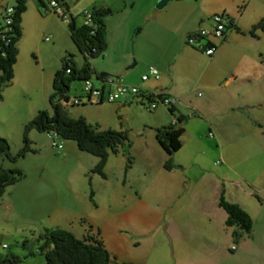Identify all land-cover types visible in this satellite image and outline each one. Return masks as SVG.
Returning <instances> with one entry per match:
<instances>
[{
  "label": "rangeland",
  "instance_id": "374dc122",
  "mask_svg": "<svg viewBox=\"0 0 264 264\" xmlns=\"http://www.w3.org/2000/svg\"><path fill=\"white\" fill-rule=\"evenodd\" d=\"M106 1L112 11L102 16L106 41L102 51L107 55L117 53L122 60L128 59L123 67L134 59L135 63L125 68L130 72V78L138 73L139 80V68L143 62L154 61L155 64L149 65H153L158 73L161 67L179 66L178 48H170V45L166 48L165 42L156 46L154 56H161L159 68L151 59L153 53L147 56L141 47L140 38L147 26L146 21L153 17V13H145L151 0ZM209 1L188 0L203 10L220 2L227 4L228 10L223 12L218 8L213 12L222 14L223 36L230 38L222 51H246L264 67V33L258 29L255 35L236 31L235 24L226 18L230 11L238 25L245 28L241 30L246 31L254 21L250 20L254 13L253 0H214L213 5ZM6 2L11 4L13 0ZM31 2L25 0L27 9L16 42L18 53L12 76L8 83L0 85V136L6 139L10 153H16L22 144L26 121L23 114L32 113L28 120L39 109L50 111L48 95L52 90V75L61 66L62 57L71 54L77 67L84 61L82 53L71 41L66 25L54 13L45 17V22L31 17ZM172 2L170 0L162 8L152 10H163ZM35 4L43 13L44 9ZM76 11L77 6L74 13ZM75 15V22H79L80 14ZM210 15L201 21L208 19L210 23ZM185 37L183 34L181 45L192 47L188 54L193 71L189 73L188 82H194L193 75L209 69L210 64L206 61L207 55L187 44ZM218 43L219 48L221 43ZM107 55L98 53L92 56L90 67L116 74L106 63ZM137 57L141 62H136ZM230 62L232 65L233 61H227ZM178 71L183 68L179 67ZM117 76L121 82L128 83L122 75ZM89 77L98 84L94 75ZM81 86V78L70 80L68 98L61 101L67 113L72 117L83 115L96 129H120L126 137L115 151L108 149L102 167L104 175L92 170L97 157L78 148L73 139L56 134L52 139L61 144L57 148L50 144L48 131L34 127L26 134L34 151L28 150L15 159L1 155L0 168H18L21 174L5 184L0 194V262L3 256L13 253L19 257L18 264H43V253L36 249V237L44 228L59 227L79 238L86 234L98 236L109 252V264H175L174 261L179 259L185 261L184 264H202V261L210 260L213 264H264V201L257 199V195L264 197V147L260 151L257 142L253 143L250 138L219 144L217 132L208 125V119L193 114L192 119L178 120L177 103L172 111L162 103L150 109L147 100L137 97L125 99L126 102L117 99L73 103L72 97L82 93ZM168 94L176 96L172 91ZM205 94L201 85H195L189 96L195 102ZM262 99L264 96L252 108L255 113L264 114ZM163 108L187 129L179 136V148L169 156L172 163H191L182 171L177 166L171 169L163 166L167 155L154 135L155 128L164 125L155 124L161 121L159 112ZM187 110V113L193 112V109ZM246 123L252 128L250 119ZM65 140L72 144V148L64 145ZM232 147H236V154H233ZM219 173L224 185L231 190H237L238 183L255 188L252 195L243 193L246 204L244 202L245 208H242L252 219L248 248L239 236L232 233L235 227L223 222L224 210L219 208L212 212L207 203L205 188L213 184ZM182 180L184 184H180ZM233 195L234 191L230 196L226 194V198L235 199ZM186 222H190V226ZM230 244L235 248H229ZM216 245L221 256L212 248ZM177 247L187 249L185 254L178 252Z\"/></svg>",
  "mask_w": 264,
  "mask_h": 264
},
{
  "label": "crops",
  "instance_id": "0c3cea01",
  "mask_svg": "<svg viewBox=\"0 0 264 264\" xmlns=\"http://www.w3.org/2000/svg\"><path fill=\"white\" fill-rule=\"evenodd\" d=\"M31 1V7H33L30 14L31 17L40 21L44 19L43 22H45V17L51 16V14L54 15L52 12L48 11H44L43 13L45 14H43L35 4L37 3L40 5L39 1ZM155 1L156 0H151V3H149L148 7L145 8V13L147 15L153 13V17H151V20L147 19L146 21L147 26H145V31L140 38V43L142 45L140 46L144 49L145 55L148 56L149 54V56H151V53H153L151 59L156 61V66H159V68L160 65L158 64H160L161 56L159 54L154 56L156 46H158L162 42H165L166 44H164V46L166 48L168 45H170V48H178V50L180 51L179 66L172 68L170 65H168L166 69H164V67H161L160 73H158V76L156 78L148 76L146 79L142 80L140 79V74L146 70L149 64H155L154 61L149 64L143 62L139 68L138 80V73L135 75V77L130 78V72L125 70L126 67H123V64L127 62L128 59L122 60L120 55L117 53L111 55L105 54L108 56L106 63L109 64V69L116 73L113 75L116 76L120 74L128 83L135 84L141 89L161 90L167 93L170 91L174 92L176 94V97L178 98V101L176 102L178 105V112L179 114L185 115L184 120L194 118L193 114H197L203 117V119H208V125H210L217 132V138L219 137L220 140L219 144L225 143L226 145L234 140L237 143L238 139L248 140V138H250L253 143H255V141L257 142V147L260 151H262L261 149L264 147L262 142L264 141V114H259V112L255 113L252 108L259 104L261 102L259 101L260 97L264 96V67L259 65L258 62L254 61L251 55L246 51L231 53L230 51L226 50L225 52H223L222 48L228 45V43L230 42V38H228V36H223L214 40L215 44L217 42L221 44L219 48L216 44L214 51L211 54L207 55L206 61L208 64H210V68L193 75L195 85H201L206 90V94L195 102H192L189 96L190 91L193 89V86H195L193 85L194 82H188V80L191 78L189 73L190 71H193V69H191L192 62L188 54L189 51L192 50V47L184 46V48L181 45L182 35L194 30L197 26L209 27L211 25V22L209 23L208 19L207 21H201L202 18H204V16L208 17L210 15L208 13H213L217 11L218 8H221V11L223 12L224 10H228L227 4L220 2L221 5L219 3L218 5H214L211 9L203 10V8H197V5L188 2V0H184L183 2H181L180 0H172L173 2L167 4L168 6L166 5V8H164L163 10H157L153 12L152 9L155 7L153 3ZM32 3H34V6H32ZM208 3L213 5L214 0H210ZM108 4L109 3H107L106 0H75L73 7L76 8L77 6L79 10L82 7H91L93 5L109 6ZM245 4H247V2ZM251 7L252 9L254 8V13L251 15L250 20L256 21L260 16L264 15L262 9L264 8V0H253V4L251 5ZM155 8L160 9L157 7ZM26 9L27 7L25 6V9L21 12L19 22L20 31H22L23 28V15L26 12ZM27 17H29V14L27 15ZM226 18L229 19L231 23L237 25L240 29H245L238 25V23L236 22V17L230 11H228ZM19 38L20 36L18 37V39ZM105 44L106 41L104 45ZM15 46L17 51L13 64L16 63V56L18 53V46L16 43ZM165 47L164 49H166ZM182 49H185L184 52H182ZM227 61H233L232 65L231 62L227 63ZM136 62H141L140 58L137 57ZM179 67L183 68V71H178ZM103 68H106V66H104ZM92 70L93 73L91 75L99 73V71H95L94 69ZM214 89L218 90L214 91ZM123 102L126 101L123 100ZM187 109H193V112L187 113ZM159 113L161 115V121L155 123L156 125L171 123L172 119H175V121L173 122L174 125L182 127V132L180 134L184 133L187 130L182 126V124H178L176 122V118L174 116H170V114L166 112L164 108ZM31 114L32 113L30 111H27L25 114H23L24 120H27V118ZM249 119L250 121H252V128L249 127L246 123V121ZM64 145H66L68 148H72V144L68 141L64 142ZM232 151L233 154H236V147H232ZM172 164V167L177 166L182 171L191 163L189 164V162L187 161H177L173 162ZM172 167L168 169H171ZM222 180L223 177L221 173H219L218 178L213 182V184L205 188V193L208 198L206 199L209 200V202L207 201V203H209L208 205L211 207V211L214 212L219 208L223 209L217 204V194L220 188L223 189V194L225 197H227L226 194L230 196L234 191L233 196L236 200H228H235L234 202L245 208V206L243 205L244 202L246 204V200H244V197H246L245 195L247 194L252 195L255 188L250 185L249 187H244L243 184L238 183L235 187L237 188V190H231V188L224 185L225 183H223ZM180 182V184H184V180ZM188 189L189 188H187V190ZM262 190L264 194V187ZM243 193H245V195ZM257 199H259L260 202L264 201V197H262L261 195H257ZM225 216L226 213L224 211L223 222ZM211 222L214 223L213 220ZM186 223L190 226V222ZM179 235L180 234H176V236ZM240 238L242 240V244L246 246V248H248L249 244L247 243H249L250 241L249 236H242ZM212 248H214L217 254L221 256V251L218 245H216L215 247L213 246ZM229 248L234 249L235 247H233V244H230ZM177 250L178 252H182L185 254V250L187 249L177 247ZM178 257H180L179 254ZM179 260L180 261L175 260V264H184L185 261H183L182 259ZM202 262V264H213L211 260L208 262ZM0 264L6 263H4V261H1Z\"/></svg>",
  "mask_w": 264,
  "mask_h": 264
},
{
  "label": "trees",
  "instance_id": "16d2710c",
  "mask_svg": "<svg viewBox=\"0 0 264 264\" xmlns=\"http://www.w3.org/2000/svg\"><path fill=\"white\" fill-rule=\"evenodd\" d=\"M38 1L41 5V0ZM13 8L12 25L14 35L6 54L0 57V85L8 83L12 76V64L15 61L17 51L15 43L20 36L19 22L21 12L25 9V0H13ZM88 8L91 12L92 21L95 22L93 32H89L91 26L75 22V16H72L66 25L71 41L83 55L84 61L82 65L80 67L75 66L70 57L71 54L62 57L61 66L55 69L52 75V90L48 95L50 111L39 109L24 122L22 144L16 153H10L8 150L4 151V148L8 147L7 141L4 137L0 136V156L4 155L9 159H15L28 150L34 151L35 149L30 146L26 135L27 131L32 127L46 131L54 130L62 138L73 139L78 148L94 154L97 160L92 170L100 175H104L102 167L106 161L107 151L108 149L115 151L116 146L125 139V133L120 129L110 127L96 129L84 116H70L63 108L61 102L62 100L66 101L68 98L67 90L72 78L83 79L93 73L90 67V58L96 55L98 50L103 49L105 43V28L102 16L110 13L112 10L107 5H93ZM234 29L250 35H255L256 29L264 33V15L254 21L246 31L241 30L237 25H234ZM92 46L95 47V52L91 51ZM94 75L97 77L102 76L99 73H95ZM148 97L151 98L152 95L150 94ZM169 109L172 111L174 105L169 106ZM184 118L185 115L183 114L177 115L178 120H183ZM181 132L182 127L175 126L174 123H167L155 128V138L167 155V158L163 162V166L167 169L173 165L169 156L180 146L179 136ZM11 170L13 171V175L10 180H5L8 175L6 172H0V194L5 184L13 181L21 174L18 168ZM217 204L226 213L224 219L225 225L235 227L232 228V233L239 237L249 236L252 225L251 216L238 203L228 200L224 196L222 188L219 189L217 194ZM36 242L37 251L42 252L44 256L43 264H109L110 261L109 252L103 246L100 238L95 234H86L79 238L67 229L50 227L44 228L37 235ZM18 259L19 257L12 253L9 256H3L2 261L6 264H18ZM121 264L133 263L122 262Z\"/></svg>",
  "mask_w": 264,
  "mask_h": 264
},
{
  "label": "built area",
  "instance_id": "2783aa9c",
  "mask_svg": "<svg viewBox=\"0 0 264 264\" xmlns=\"http://www.w3.org/2000/svg\"><path fill=\"white\" fill-rule=\"evenodd\" d=\"M75 0H41V6L44 11L54 13L59 20L67 25L75 14H80V23L91 26L89 32H93L95 22L92 21L91 12L88 7H82L74 13ZM14 8L13 3L7 4L6 0L0 2V57H3L7 48L11 45L14 35L12 25V14ZM211 25L209 27L199 26L198 28L186 33L185 42L199 48L204 54L209 55L214 51L216 38L223 37L224 23L222 14L212 13L210 15ZM47 39V36H44ZM207 42V44H206ZM95 47H91V51L95 52ZM105 55L106 52L98 50L96 54ZM67 71V70H66ZM148 76L157 77L158 71L153 65H148L146 70L140 74V79L144 80ZM98 84H94L90 77L82 79V93L74 95L71 99L73 103L78 102H97V101H112L117 99H131L137 97L142 100H147L148 108H154L157 103H162L167 106H173L178 98L175 95H169L161 90L141 89L135 84L124 83L118 79V76L113 74H105L101 77L95 76ZM152 95L151 98L147 96ZM175 119H172L173 123ZM56 135L54 130L47 132V136L51 138L50 144L59 148L60 143L52 139Z\"/></svg>",
  "mask_w": 264,
  "mask_h": 264
},
{
  "label": "water",
  "instance_id": "95a60500",
  "mask_svg": "<svg viewBox=\"0 0 264 264\" xmlns=\"http://www.w3.org/2000/svg\"><path fill=\"white\" fill-rule=\"evenodd\" d=\"M168 1L170 0H156L154 6L157 8L163 7ZM135 63V60L132 59L131 63L128 64L126 67H130ZM100 75H105L108 74L107 71H99ZM117 76V75H116ZM8 150V147L4 148V151ZM0 172H6L8 175L5 180H10L13 175V171L11 169H5V168H0Z\"/></svg>",
  "mask_w": 264,
  "mask_h": 264
},
{
  "label": "clouds",
  "instance_id": "9594fccd",
  "mask_svg": "<svg viewBox=\"0 0 264 264\" xmlns=\"http://www.w3.org/2000/svg\"><path fill=\"white\" fill-rule=\"evenodd\" d=\"M4 246V244H2Z\"/></svg>",
  "mask_w": 264,
  "mask_h": 264
}]
</instances>
